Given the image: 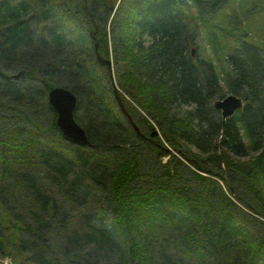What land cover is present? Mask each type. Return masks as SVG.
Segmentation results:
<instances>
[{"label": "trees", "instance_id": "1", "mask_svg": "<svg viewBox=\"0 0 264 264\" xmlns=\"http://www.w3.org/2000/svg\"><path fill=\"white\" fill-rule=\"evenodd\" d=\"M191 5L218 51L243 25L234 0H0V204L34 264H264V53L226 59L223 121Z\"/></svg>", "mask_w": 264, "mask_h": 264}, {"label": "rangeland", "instance_id": "2", "mask_svg": "<svg viewBox=\"0 0 264 264\" xmlns=\"http://www.w3.org/2000/svg\"><path fill=\"white\" fill-rule=\"evenodd\" d=\"M191 1L194 3V0ZM234 2L244 22L241 26L235 18L231 17L233 18L231 25L235 31L231 32L229 30L228 32L231 35L225 40H220V45L217 47H219V50L222 49L221 51L216 50L212 43L213 40L210 38L212 27H207V29L203 27L201 22L204 18L201 19L196 15L194 5H191V11L190 9L186 11L187 16L194 15L193 20L190 22L191 30L194 31L195 27L198 29V33H194L196 35L195 44L190 47V51L195 50L194 58L197 57L214 63L225 97L233 94L227 88L226 78L228 75H232V69L226 59L239 48V42L257 46L264 53V0H234ZM224 16L228 15L223 14L222 17ZM240 26L241 30H239ZM115 84L117 83L115 82ZM243 102L245 104V101ZM20 239L21 235L18 228L10 226L8 213L0 204V264H34L29 259L28 254H22L18 248H15V246H20Z\"/></svg>", "mask_w": 264, "mask_h": 264}, {"label": "water", "instance_id": "3", "mask_svg": "<svg viewBox=\"0 0 264 264\" xmlns=\"http://www.w3.org/2000/svg\"><path fill=\"white\" fill-rule=\"evenodd\" d=\"M195 50L192 51L194 56ZM103 62L102 60H100ZM105 63V62H103ZM111 66V62H106ZM51 107L57 114V125L60 128L64 139L70 144L80 147H87L89 140L82 126L75 120V110L77 107V97L68 89L57 87L48 94ZM214 108L221 112L223 121L232 118L238 111L244 108L243 99L236 95H229L214 103ZM158 132H154V136Z\"/></svg>", "mask_w": 264, "mask_h": 264}]
</instances>
